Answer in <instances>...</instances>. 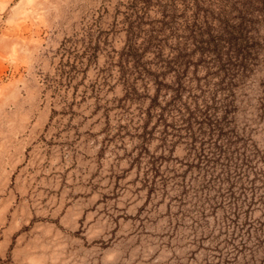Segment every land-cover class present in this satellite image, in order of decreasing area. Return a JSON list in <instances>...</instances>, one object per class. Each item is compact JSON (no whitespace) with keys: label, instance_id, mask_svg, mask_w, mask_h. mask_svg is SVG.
<instances>
[{"label":"rangeland","instance_id":"obj_1","mask_svg":"<svg viewBox=\"0 0 264 264\" xmlns=\"http://www.w3.org/2000/svg\"><path fill=\"white\" fill-rule=\"evenodd\" d=\"M134 6L0 0V264H264V160L229 196L178 162L191 140L123 84ZM245 84L237 122L264 148V49Z\"/></svg>","mask_w":264,"mask_h":264},{"label":"trees","instance_id":"obj_2","mask_svg":"<svg viewBox=\"0 0 264 264\" xmlns=\"http://www.w3.org/2000/svg\"><path fill=\"white\" fill-rule=\"evenodd\" d=\"M153 5L161 15L149 19ZM262 15L264 0H135L121 54L131 99H141L145 91L163 133H185L191 140L197 164L178 162L203 170L227 196L234 195L235 179H242L255 159L264 160L263 146L237 122L234 93L246 86L263 57ZM258 100L263 118V93ZM151 157V173L159 174L163 163ZM184 175L178 176L186 188Z\"/></svg>","mask_w":264,"mask_h":264}]
</instances>
